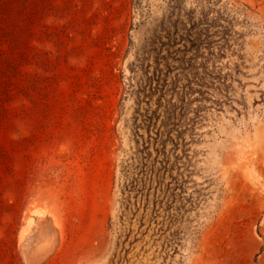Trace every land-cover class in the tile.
Instances as JSON below:
<instances>
[{"label":"rangeland","instance_id":"rangeland-1","mask_svg":"<svg viewBox=\"0 0 264 264\" xmlns=\"http://www.w3.org/2000/svg\"><path fill=\"white\" fill-rule=\"evenodd\" d=\"M0 264H264V0H0Z\"/></svg>","mask_w":264,"mask_h":264},{"label":"trees","instance_id":"trees-1","mask_svg":"<svg viewBox=\"0 0 264 264\" xmlns=\"http://www.w3.org/2000/svg\"><path fill=\"white\" fill-rule=\"evenodd\" d=\"M225 76L226 75L222 76V75L218 74L217 81H218V84H220V86H223V87L227 86V85H225V80H226Z\"/></svg>","mask_w":264,"mask_h":264},{"label":"bare ground","instance_id":"bare-ground-1","mask_svg":"<svg viewBox=\"0 0 264 264\" xmlns=\"http://www.w3.org/2000/svg\"><path fill=\"white\" fill-rule=\"evenodd\" d=\"M34 211H36V210H34Z\"/></svg>","mask_w":264,"mask_h":264}]
</instances>
